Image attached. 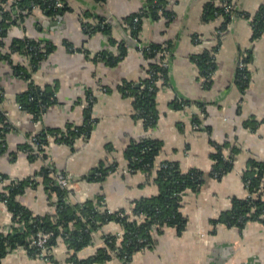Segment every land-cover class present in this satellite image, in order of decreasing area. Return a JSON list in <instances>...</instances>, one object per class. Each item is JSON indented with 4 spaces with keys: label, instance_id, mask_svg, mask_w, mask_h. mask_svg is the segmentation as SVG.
<instances>
[{
    "label": "crops",
    "instance_id": "obj_1",
    "mask_svg": "<svg viewBox=\"0 0 264 264\" xmlns=\"http://www.w3.org/2000/svg\"><path fill=\"white\" fill-rule=\"evenodd\" d=\"M57 1L63 4L59 11L37 8L1 29L5 34L0 35V53L8 59H0L4 93L0 107L12 128L5 133L7 149L0 153V172L22 179L48 167L50 177L54 172L71 177V200L84 202L102 195L110 211L129 210L134 201L156 194L158 188L153 175L121 172L128 165L126 148L132 141L153 139L160 144L154 168L163 161L174 162L182 171L201 172L202 183L197 191L182 195L184 228L180 232L171 226L154 231L151 246L137 250L130 264H264L263 223L249 221L242 227L213 223L235 198L247 195L242 178L247 164L264 162V29L255 36L252 25V16L264 6V0H232L236 13L229 20L208 11L211 0H165L168 14L141 18L140 41L168 45L171 52L169 66L156 82L155 119L149 124L137 115L135 98L122 86L127 82L139 85L149 75V60L136 49L137 40L126 21L140 10L146 11L151 0ZM1 2L0 28L5 21ZM8 4L4 5L7 10ZM12 10L14 16L17 10ZM100 18L109 24L110 35L84 28V21ZM221 29L224 32L219 34ZM24 37L38 41L46 52L31 71V81L47 86L56 96V102L38 120L16 101L29 79L22 78L15 66L28 69L29 57L12 48V43ZM120 44L126 46L125 54L112 64ZM242 51L249 57L245 86L238 82L237 62ZM206 53L215 60L209 84L198 63L199 56ZM156 60L160 64L157 54ZM88 92L95 99L91 110L95 123L87 135L71 143L49 136L37 158L17 149L28 134L42 127L64 131L68 124L83 123ZM180 100L189 104L180 106ZM193 115L201 128L193 127ZM218 148L223 156L232 158V167L215 178L210 171L215 160L212 154ZM113 163L118 169L101 181L89 179L95 167ZM43 178L17 196L34 214L52 209L47 198L50 185ZM3 185L0 182V191ZM10 223V212L0 200V228ZM103 228V232L116 234L121 227L111 222ZM102 231L93 233L91 242L76 253L78 257H86L104 244ZM70 255L65 243L58 241L52 249V262L21 250L9 252L1 264H76ZM108 264L125 262L114 256Z\"/></svg>",
    "mask_w": 264,
    "mask_h": 264
},
{
    "label": "trees",
    "instance_id": "obj_2",
    "mask_svg": "<svg viewBox=\"0 0 264 264\" xmlns=\"http://www.w3.org/2000/svg\"><path fill=\"white\" fill-rule=\"evenodd\" d=\"M1 14L3 23L0 28V35L5 34L2 28L8 27L18 17H23L31 13L32 5L38 4L41 9H48L57 12L63 5L54 8L51 0H16V4L9 2L8 8L4 6L9 0H1ZM221 4H215L210 1L208 11L215 12L229 20L230 14H235L234 6L231 12L224 9L223 0ZM232 3V0H227ZM165 0H151L148 9L133 14L126 22L129 30L132 31L133 37L138 41L141 27V18L145 15L157 16L159 14H168L165 9ZM15 7L17 12L13 13ZM11 11V13L9 12ZM245 14V13H243ZM18 16V17H17ZM135 18H137L135 20ZM86 31L101 30L110 35L109 24L100 18L95 22L84 21ZM226 25V24H225ZM253 33L255 36L260 35L264 29V6L252 16ZM18 46H17V45ZM12 48L19 49L29 57V68L22 65H16L15 70L24 79H29L27 88L16 95V101L21 109L31 115L33 120H38L46 108L56 102L55 92L47 86H40L31 81V71L39 64L45 56L41 50L38 41L24 37L15 40ZM162 44L149 43L148 47L143 49V56L149 60V75L139 82V85L127 82L123 84L122 89L128 95L135 98V110L138 116L143 117L147 124L155 119L154 97L156 82L163 77L165 68L156 60V54L162 48ZM168 48L169 46L166 45ZM126 46L119 45L118 53L112 56V64H115L125 54ZM47 51V50H46ZM7 54L0 53V59H8ZM249 58V57H248ZM247 58V62H248ZM199 65L203 70L205 83H210L211 72L214 71L215 60L210 54H201L198 58ZM239 70V69H238ZM248 75L247 71L239 70L238 82L241 86L246 85V79H242V74ZM3 90L0 88V103L3 100ZM93 94L87 93V105L84 106V121L79 125L68 124L66 128L54 129L42 127L38 132L27 135V140L18 145L17 149L26 152L29 156L37 158V150L42 151L43 146L47 144L49 136L57 140H64L71 143L80 135H87L95 123L91 116L92 104L94 102ZM189 104L188 101L180 100L179 105ZM192 121L199 123L196 115H193ZM12 128L9 123L6 112L0 107V153L7 149L5 142V133ZM48 135V136H47ZM34 138V139H33ZM32 141L37 144V150L33 148ZM160 144L153 139L145 138L138 141H132L125 151V158L131 172L142 171L146 176L153 175V181L156 183L158 192L154 195L142 197L133 202L132 207L127 209H118L110 211L103 204L102 195H97L94 199H87L84 202H76L69 198V190L55 184L53 177H50V168H42L31 177L22 179L10 178L7 174L0 172V182H4L0 191V200L6 202V208L10 212L11 222L19 218L24 222L22 232L4 234L3 228H0V264L16 244L27 245V237L37 230L51 231L52 236L47 242V247L53 249L58 241H63L67 250L71 252L69 259L76 264H108L112 257L117 256L123 259V262H131L133 254L144 247L151 246L152 234L154 231H160L164 227H174L180 232L185 225L186 217L181 212L182 195L185 191H197L202 183L201 172L196 169L182 171L174 162L163 161L159 167L154 168L155 156L158 153ZM12 153V152H11ZM214 163L211 168V175L219 178L232 167V158L223 156L220 148L213 154ZM117 164L109 166H97L89 176L90 180L101 181L109 172L114 171ZM242 172L244 184L249 181L247 187L252 193L250 199L235 198L232 206L221 212L213 220V223L221 222L225 225L242 227L246 222L259 221L264 224V197L263 192L257 189L258 184L264 183V162L250 161ZM100 173L99 175H95ZM217 173V174H216ZM216 174V175H214ZM48 175V176H45ZM44 177V183L49 186L48 199L52 207L43 214H34L31 210L20 204L17 196L23 193L27 188L35 187ZM246 187V186H245ZM250 201V203H249ZM117 223L123 228V233L117 237L113 233L103 232L104 225L108 223ZM102 231L104 244L95 249V251L83 258L77 256V252L89 244L93 238V233ZM30 256H34L36 251L33 248H26ZM51 262L53 256L50 257Z\"/></svg>",
    "mask_w": 264,
    "mask_h": 264
},
{
    "label": "built area",
    "instance_id": "obj_3",
    "mask_svg": "<svg viewBox=\"0 0 264 264\" xmlns=\"http://www.w3.org/2000/svg\"><path fill=\"white\" fill-rule=\"evenodd\" d=\"M51 1L52 2L50 5H53L54 8H58V7H61L63 5L62 2H60V1H57V0H51ZM223 1H224L223 4H224L225 11L231 12L232 3L228 2L227 0H223ZM8 2H13L14 4H16V0H9ZM37 8H40L38 4L32 5V11L34 9H37ZM136 19L137 18H135V20ZM223 32H224L223 29L219 30V34H222ZM148 44L149 43L138 41L137 45H136V49L143 55V49L148 47ZM170 53L171 52L166 45H163L162 48L157 53V55L160 58V65L163 66L164 68L169 66ZM247 64H248L247 52L242 51L240 56H239L238 62H237V68L241 71H245L247 68ZM211 75H212V72H211ZM241 77H242V79H246L247 75L245 73H243ZM87 104H88L87 101H84L83 107L86 106ZM192 124H193V127L196 129L201 128L200 123L192 121ZM0 141H1V137H0ZM32 145H33L34 150L35 149L37 150V144L32 141ZM36 152H37V154L41 153L38 150ZM117 169H118V166H116L115 170H117ZM130 171H131V168L128 165H127V167L121 168V172H123V173H127ZM99 174L100 173H96L95 175H99ZM216 174H214V175H216ZM52 177L58 186L68 189L70 194H71V189L69 187L70 182H71V177L68 174H65L62 172H54ZM248 184L250 185L249 181H247L245 184L246 189H247V195L246 196L250 199V197H252V193H251L250 189H248V187H247ZM257 189H259V191L263 192V197H264V183H263V181H261L258 184ZM2 202L6 206V202H4V201H2ZM249 203H250V201H249ZM23 229H24V222L21 221L19 218H16L13 222H11L10 224L3 227L2 230H3L4 234H10V233L22 232ZM122 233H123V228H120V230L114 235H116L117 237H120ZM51 236H52L51 231L37 230L33 234H30L27 237V240H28L27 245L24 246L22 244H16L12 248V252H17V251H21V250L27 251L26 248H33L36 250L34 252L33 257L38 258V259H42L46 262H49V261L51 262L50 257L52 255V249L47 247V242ZM121 260L123 261V259H121ZM125 264H130V263L126 262Z\"/></svg>",
    "mask_w": 264,
    "mask_h": 264
}]
</instances>
